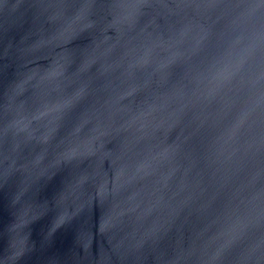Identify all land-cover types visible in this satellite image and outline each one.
Here are the masks:
<instances>
[{
	"label": "water",
	"instance_id": "95a60500",
	"mask_svg": "<svg viewBox=\"0 0 264 264\" xmlns=\"http://www.w3.org/2000/svg\"><path fill=\"white\" fill-rule=\"evenodd\" d=\"M0 264H264V0H0Z\"/></svg>",
	"mask_w": 264,
	"mask_h": 264
}]
</instances>
